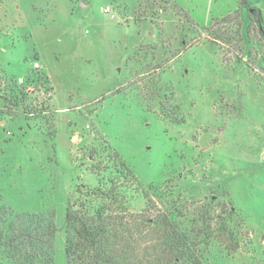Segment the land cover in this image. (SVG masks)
I'll return each instance as SVG.
<instances>
[{"label":"rangeland","instance_id":"374dc122","mask_svg":"<svg viewBox=\"0 0 264 264\" xmlns=\"http://www.w3.org/2000/svg\"><path fill=\"white\" fill-rule=\"evenodd\" d=\"M247 1L259 25L240 0H0L1 202L55 215V264L67 207L105 202L146 264L163 218L209 223L202 264H264V0ZM35 59L45 90L19 101Z\"/></svg>","mask_w":264,"mask_h":264},{"label":"trees","instance_id":"16d2710c","mask_svg":"<svg viewBox=\"0 0 264 264\" xmlns=\"http://www.w3.org/2000/svg\"><path fill=\"white\" fill-rule=\"evenodd\" d=\"M240 4L247 7L248 14L252 16L251 18L254 17L259 25V9L251 7L247 0H240ZM258 27L264 40V31L260 26ZM45 79L43 77L42 81L46 82ZM13 87L15 99L20 101L22 96H26L27 93L19 85L14 83ZM15 99L11 102H15ZM114 156L117 157L119 172L124 177L126 174H131L125 162L119 160L116 154ZM92 197H101L105 201L111 198L114 203V200L118 199V194H114L113 189L108 191L96 189L92 191ZM108 205L105 202L96 208L88 206L82 210L74 209L72 206L67 207L64 220L67 264L148 263L149 259L145 256L138 259L134 255L135 247H132L134 233L126 228V221L120 213H106ZM54 217L53 213H15L11 206L1 202L0 247L3 248L6 256L16 264H55L52 250L57 227ZM155 223L159 225L162 237L157 241L156 246L149 245L145 248L144 252H149L157 247L155 249L158 251L157 258L153 257L150 260L151 264H202V245H208L207 239L211 234L208 232L209 223L203 224L201 229L186 228L180 222L175 223L168 218H163L162 224L158 221ZM224 229H226L225 225L220 230ZM228 238L233 241L232 235ZM232 245H235L234 241ZM134 257L139 263L134 261ZM154 258L156 259L153 260Z\"/></svg>","mask_w":264,"mask_h":264},{"label":"built area","instance_id":"2783aa9c","mask_svg":"<svg viewBox=\"0 0 264 264\" xmlns=\"http://www.w3.org/2000/svg\"><path fill=\"white\" fill-rule=\"evenodd\" d=\"M107 9H108V7L106 8V10ZM40 67H41V64L38 62L37 59H35L32 62V65H31L29 71L26 73V75L17 76L15 78V83L17 85H19V87L22 88L27 94L29 93L30 95L35 96L34 97L35 99L39 98L37 92H41V90H45V88L41 84L36 85L37 79L39 77L38 72L40 71ZM43 82H44V85L47 84V82H45V81H43ZM47 86L48 85H46V87ZM36 89H38V90H36Z\"/></svg>","mask_w":264,"mask_h":264}]
</instances>
